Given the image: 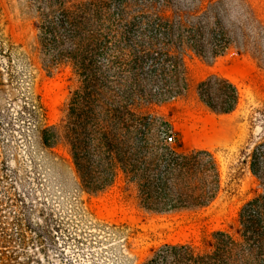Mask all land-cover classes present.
<instances>
[{
  "label": "trees",
  "instance_id": "trees-1",
  "mask_svg": "<svg viewBox=\"0 0 264 264\" xmlns=\"http://www.w3.org/2000/svg\"><path fill=\"white\" fill-rule=\"evenodd\" d=\"M29 3L43 67L52 72L70 65L81 84L53 125L30 86L22 93L17 118L54 179L59 181L64 168L81 191L98 194L122 176L137 206L156 214L212 205L224 190L218 151L166 146L159 135L169 126L140 108L185 95L189 53L212 60L234 48L263 68L264 22L252 1L139 0L135 12L120 6L115 15L105 14L106 0ZM100 57L107 61V81ZM196 94L219 115L233 113L241 101L238 86L222 75L199 82ZM257 113L263 123V107ZM60 146L68 158L57 153ZM244 158L261 191L240 206L236 224L214 231L205 249L165 245L146 264H264V143ZM17 177L18 171L0 161V264H41L24 253L44 254L45 242H56L59 199L51 193L50 199L39 198L36 190L14 192L11 181ZM35 185L42 187L40 179Z\"/></svg>",
  "mask_w": 264,
  "mask_h": 264
},
{
  "label": "rangeland",
  "instance_id": "rangeland-1",
  "mask_svg": "<svg viewBox=\"0 0 264 264\" xmlns=\"http://www.w3.org/2000/svg\"><path fill=\"white\" fill-rule=\"evenodd\" d=\"M106 1V15L117 14L120 6L129 14L138 10L135 2L139 0ZM251 1L264 22V0ZM35 20L29 0H0V161L18 171V177L11 181L14 192L36 190L39 198L50 199L47 193H51L59 199L54 203V218L59 224L54 233L56 242L46 241L44 254L37 249L27 251L24 257L35 255L41 264H146L165 245L205 249L214 231L234 226L240 206L261 191L244 155L264 143V118L262 123L257 113L262 107L264 110V66L259 67L234 48L212 60L189 53L185 57V95L141 106L142 113L169 126L159 135L166 146L217 150L224 180L223 192L207 208L146 212L137 206L122 176L98 194L81 191L74 175L64 168L59 181L54 179L55 173L42 161L41 150L27 136L26 125L17 118L26 85L43 103L49 125L61 120L71 93L81 86L70 65L45 70L37 49ZM97 64L107 81L105 57L98 58ZM211 75H222L238 86L241 101L233 113L214 114L200 103L196 86ZM170 136L171 143L167 141ZM57 153L68 158L62 146ZM36 179L42 187L37 188Z\"/></svg>",
  "mask_w": 264,
  "mask_h": 264
},
{
  "label": "built area",
  "instance_id": "built-area-1",
  "mask_svg": "<svg viewBox=\"0 0 264 264\" xmlns=\"http://www.w3.org/2000/svg\"><path fill=\"white\" fill-rule=\"evenodd\" d=\"M167 141H168L169 143H171V142L173 141V137L170 136V137L167 139Z\"/></svg>",
  "mask_w": 264,
  "mask_h": 264
}]
</instances>
